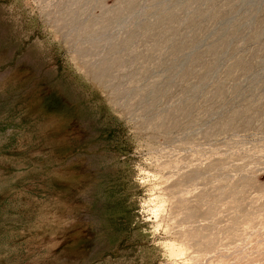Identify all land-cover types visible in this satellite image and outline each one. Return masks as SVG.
Masks as SVG:
<instances>
[{"label": "rangeland", "instance_id": "rangeland-1", "mask_svg": "<svg viewBox=\"0 0 264 264\" xmlns=\"http://www.w3.org/2000/svg\"><path fill=\"white\" fill-rule=\"evenodd\" d=\"M0 264H264V0H0Z\"/></svg>", "mask_w": 264, "mask_h": 264}, {"label": "bare ground", "instance_id": "bare-ground-1", "mask_svg": "<svg viewBox=\"0 0 264 264\" xmlns=\"http://www.w3.org/2000/svg\"><path fill=\"white\" fill-rule=\"evenodd\" d=\"M134 56H136V55H134ZM134 56H133V57H134ZM135 59H136V57H135ZM105 71H106V69L104 70V72H105Z\"/></svg>", "mask_w": 264, "mask_h": 264}]
</instances>
